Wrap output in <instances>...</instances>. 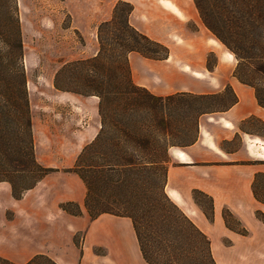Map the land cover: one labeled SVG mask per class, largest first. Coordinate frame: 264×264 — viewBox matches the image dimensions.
Instances as JSON below:
<instances>
[{"label":"crops","instance_id":"obj_1","mask_svg":"<svg viewBox=\"0 0 264 264\" xmlns=\"http://www.w3.org/2000/svg\"><path fill=\"white\" fill-rule=\"evenodd\" d=\"M118 2L132 6L128 17L132 28L168 50V58L162 61L138 53L128 55L134 85L156 97L217 95L230 86L237 97L226 111L200 116L192 145L169 148L164 191L206 236L215 264H264V223L256 217V213L264 215V204L253 194L256 176L264 177V134L243 129L250 118L264 125V109L254 90L234 78V56L203 25L193 0H107L105 16L94 19L107 20ZM39 98L43 102L40 115L30 102L34 157L40 166L56 171L20 200L11 197L7 183H0V200L10 196L12 201V256L0 254V258L25 264L44 255L60 264L59 254L75 253L70 240L82 233L80 264L92 258L111 264H146L131 220L108 214L90 219L84 208L83 182L75 173L65 172L99 133L97 98L59 92L52 81ZM235 141V148L223 147ZM195 195L210 202L208 211L196 202ZM64 203L77 204L81 215L62 211ZM6 212L2 210L3 215ZM226 212L237 226L226 225ZM96 249L104 254L92 256Z\"/></svg>","mask_w":264,"mask_h":264},{"label":"trees","instance_id":"obj_2","mask_svg":"<svg viewBox=\"0 0 264 264\" xmlns=\"http://www.w3.org/2000/svg\"><path fill=\"white\" fill-rule=\"evenodd\" d=\"M193 1L203 25L234 56V78L254 90L264 109V90L250 81L264 80V0H207V7ZM131 12L130 4L116 3L112 19L98 27L97 56L70 64L78 90L62 87L57 77L54 81L57 91L99 98L100 131L65 172L75 173L83 182L90 219L108 214L131 220L146 264H215L206 236L165 194L168 150L192 145L200 116L226 111L237 97L230 86L217 95L156 97L134 85L128 55L162 61L168 50L129 25ZM105 28L117 49L105 48ZM23 57L16 0H0V183L10 186L14 200L56 171L40 166L34 157ZM215 103L218 108L211 107ZM251 122L263 125L255 118L244 125ZM262 179L256 176L253 194L264 204V194L258 190ZM60 209L81 215L74 203L61 204ZM256 217L264 223L263 214ZM223 218L233 228L231 215L226 212ZM238 231L246 234L244 229ZM0 264L15 263L0 258ZM25 264L56 263L37 255Z\"/></svg>","mask_w":264,"mask_h":264},{"label":"rangeland","instance_id":"obj_3","mask_svg":"<svg viewBox=\"0 0 264 264\" xmlns=\"http://www.w3.org/2000/svg\"><path fill=\"white\" fill-rule=\"evenodd\" d=\"M104 1L107 0H16L23 45L22 63L26 89L29 106L31 102L36 115L42 114L41 110L43 109V102L39 98L40 94L48 92L51 81L54 87L56 77L62 87L78 90L77 80H74L75 72L69 66L75 62L97 56L100 49L98 27L112 19L114 9L113 7L111 16L107 20L94 19L96 16H105L107 13L109 6ZM200 2L204 7H207V0H200ZM87 15L91 18L90 20H87ZM109 34L106 28L103 29L105 48L117 49L114 43L108 41ZM63 67L66 70L58 78V73ZM250 81H254L264 90V80ZM74 95L84 98L95 97L99 105V98L96 96ZM211 107L218 108L219 104H212ZM211 107L210 109H212ZM98 120L101 128L99 115ZM243 129L254 134H264V126L258 122L248 123ZM237 144L238 142L235 141L228 145L224 144L223 147L235 148ZM258 190L260 194H264L263 179L258 183ZM195 200L205 211L209 210L210 202L206 198L195 195ZM11 208L10 196L8 199L0 200V232H5L4 236H0V254L6 256H12ZM2 210L7 211L6 215L2 214ZM230 223L237 226L234 219H230ZM70 241L74 243L76 251L75 253L59 254L60 260L57 262L60 264H80L82 233H77ZM102 254H104L102 250L96 249L92 256ZM124 263L113 262V264ZM88 264H111V262L92 258Z\"/></svg>","mask_w":264,"mask_h":264}]
</instances>
